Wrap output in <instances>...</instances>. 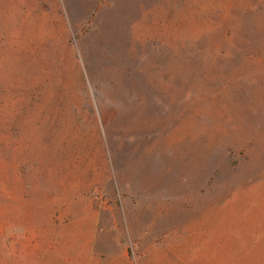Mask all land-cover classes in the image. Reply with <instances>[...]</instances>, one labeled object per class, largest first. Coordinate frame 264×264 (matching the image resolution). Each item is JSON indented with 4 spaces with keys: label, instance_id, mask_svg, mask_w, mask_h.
Listing matches in <instances>:
<instances>
[{
    "label": "rangeland",
    "instance_id": "obj_1",
    "mask_svg": "<svg viewBox=\"0 0 264 264\" xmlns=\"http://www.w3.org/2000/svg\"><path fill=\"white\" fill-rule=\"evenodd\" d=\"M0 264H264V0H0Z\"/></svg>",
    "mask_w": 264,
    "mask_h": 264
}]
</instances>
